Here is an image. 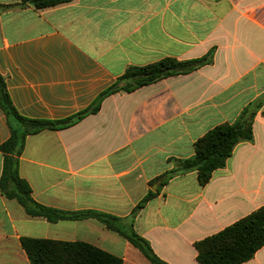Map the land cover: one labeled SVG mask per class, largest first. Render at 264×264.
Instances as JSON below:
<instances>
[{
  "label": "crops",
  "instance_id": "obj_1",
  "mask_svg": "<svg viewBox=\"0 0 264 264\" xmlns=\"http://www.w3.org/2000/svg\"><path fill=\"white\" fill-rule=\"evenodd\" d=\"M20 3L0 0V73L12 101L30 118H74L27 136L19 170L33 197L67 212L108 213L168 263L202 264L196 242L264 207V0ZM210 52L211 61L191 72L111 91L130 66ZM255 100L262 106L253 139L239 143L207 184L197 171L162 178L175 159L195 153L201 136ZM10 136L0 105V146ZM3 163L0 150V177ZM23 237L82 241L124 264H153L95 217L50 221L0 190V264H32ZM241 264H264V246Z\"/></svg>",
  "mask_w": 264,
  "mask_h": 264
},
{
  "label": "trees",
  "instance_id": "obj_2",
  "mask_svg": "<svg viewBox=\"0 0 264 264\" xmlns=\"http://www.w3.org/2000/svg\"><path fill=\"white\" fill-rule=\"evenodd\" d=\"M68 1L70 0H21L20 4H32L35 8L42 9ZM211 57L210 52L196 59L179 60L166 57L146 65L130 66L111 91L119 88L134 90L171 75L191 72L211 61ZM121 82L124 85H119ZM0 105L11 127V136L0 146L4 153L0 190L5 196L17 200L28 214L44 216L50 221L95 217L125 236L153 264H170L158 256L150 242L137 231H126L114 224L117 217L113 215L97 210L67 212L38 202L33 197L31 185L21 176L19 170L20 155L25 148L26 138L47 128L55 129L69 125L74 118L57 121L22 115L13 103L1 73ZM261 106L259 100L250 102L234 122H224L210 129L195 142V153L186 159H175L174 169L162 178L166 180L177 173L197 171L200 183L207 184L213 172L226 165L227 159L239 143L253 139L254 118ZM95 109L96 107L92 110ZM85 113L87 111L80 113L78 117ZM262 113L264 115V109ZM154 195L153 191L146 195L133 210V215H136ZM21 242L32 264H124L119 256L82 241L23 237ZM263 246L264 207H260L223 230L196 242L197 259L202 264H241L253 258Z\"/></svg>",
  "mask_w": 264,
  "mask_h": 264
}]
</instances>
